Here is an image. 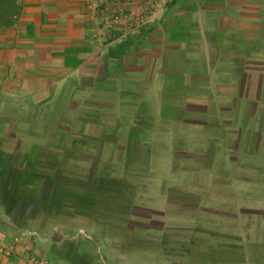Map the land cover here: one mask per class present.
Instances as JSON below:
<instances>
[{"label":"crops","instance_id":"obj_1","mask_svg":"<svg viewBox=\"0 0 264 264\" xmlns=\"http://www.w3.org/2000/svg\"><path fill=\"white\" fill-rule=\"evenodd\" d=\"M100 2L20 0L21 12L0 28V106L16 107L15 114L6 115L13 124L6 136L19 144L14 149L0 145V172L10 171L9 160L18 154L13 176L0 175V264H31L33 253L49 264H181L192 238L213 227L229 237L234 218L237 231L250 232L247 219L257 214L264 234L259 161L231 162L229 172L218 175L221 165L190 164L206 152L202 147L209 148L211 161L219 145L237 134L230 131L233 115L229 123L228 99L235 95L229 92V69L216 68L215 62L212 67L213 57L229 58V42L264 36V0H215L200 9L186 5L182 13L191 11L193 17L188 13L166 26L169 15L160 36L154 33L156 20L134 31L121 21L104 26L108 17ZM160 37L162 50L156 51L153 43ZM180 40L192 43L205 66L214 68V95L222 99L223 116L215 115L212 123H222L223 130L196 113L182 117L181 138L187 132L202 149L179 140L166 153L146 134L176 132L175 120L145 113L146 104L134 96L145 98L155 79L177 73L178 87L185 89L186 80L197 90L189 96L201 98L207 89L197 86L200 76L176 67L182 59L196 67L202 57L197 52L181 57ZM259 74L245 71L243 86L260 83ZM58 101H65V124L59 127L52 110ZM0 122L6 126L4 119ZM235 142L225 153H264V146ZM229 202H253L260 209L244 204L232 209Z\"/></svg>","mask_w":264,"mask_h":264},{"label":"rangeland","instance_id":"obj_2","mask_svg":"<svg viewBox=\"0 0 264 264\" xmlns=\"http://www.w3.org/2000/svg\"><path fill=\"white\" fill-rule=\"evenodd\" d=\"M205 2L214 3L215 0H102L100 4L106 6V10L104 12L108 17L107 20L102 21V24H106V26L109 25L108 27L112 26L113 28L114 22L121 21L123 22V25H127L128 30L131 29L134 31L136 29L140 30L144 28V25H146L148 21V24H151L156 20L159 21V23L154 33L155 35L160 36L163 33V20L168 18L169 15V20L171 19V21L170 23H167L166 26L168 24L176 25V18L186 17V14L188 13L191 18L193 17V15L191 16V11L186 12V14L182 13L185 11L184 8L186 5L200 9L202 4H205ZM208 14L209 13L207 12L206 15ZM203 40L204 39L202 37L201 42H203ZM180 41L181 42L178 45H180V48L183 50L181 57L184 58L189 56L188 54L192 55V53L197 52L199 60L201 59L202 56L200 57L199 55L200 50L194 48L192 43L186 42L185 44L182 40ZM153 44L154 50H162L163 40L161 37ZM172 45L173 49H176L177 40H175V43H172L171 46ZM200 45L201 44H199L197 48ZM154 55H161V53H155ZM223 55L224 57H227L226 53ZM176 56L177 54H175L172 61L175 64H177L178 60ZM159 57L160 58L158 60L156 58L154 59L155 67L160 66L161 64L162 58L161 56ZM182 61H184V59H182ZM182 61H180L181 66L178 65L176 68L179 67V71L184 68L187 73L195 74L197 77L200 76L202 81L197 86L200 88L203 87L208 91L203 90L201 98L194 101L189 95L190 93H196L197 90L193 89V87L190 88V84L186 80L184 82L185 89H180L178 85L182 82L181 80L179 81L177 73L169 75V77L167 74L164 75L162 73V76H164L161 77V79L156 76V78L158 77V80L155 79V81H153L154 85L150 89L148 96L145 98H143V96H134L135 101H141V104H146L145 113H148L149 115L153 114V116L156 117L157 115H162L166 119L173 118L175 120L174 124L177 127L176 132L168 133V135L154 133V136L151 133L146 134L149 138L153 139V146L156 145V149L163 148V151L167 153L170 152V148L179 140L187 142L190 145H197L200 149L203 148V151L206 152H204L199 158H195L194 160L192 159L190 164H196L197 166L207 164L212 166V164H214L217 167L221 165V171L218 173L216 172V175L229 172V163L231 162L233 165H237V163H242L243 161H259V163L264 166V153H260L258 155H243L239 153L236 155L233 152L225 153L228 151L229 146L232 147L234 143L236 144L235 141L239 142L241 145H249L252 143L253 145L256 144L262 147L264 146V36L258 37L257 39H238L237 41L229 42V58L225 59L222 57L215 59V57H213L212 67H215L216 63V68L229 69V76H227L229 77V84L231 85V87H229V92L230 90H233L235 94L228 99V108H230L229 123H231L230 116L233 115L234 128L230 127V131L232 129H237V134L235 137L229 135V143L222 142L219 145V153H215L211 161L209 160V155L212 154L205 150L209 148H201L200 144L196 142L195 139L190 138L187 132L185 133V136L181 138V135L185 132V130L181 129L179 126V123H182L179 122V120H181L182 117L193 116L196 113L197 115H201L203 117L205 124H213L215 129H219L218 132L223 130L222 123H212L215 115H217L218 120L222 119L223 116L221 108H219V101H222V99H217L214 95V92L216 91L213 87L215 84L214 79L216 78V75L212 74L214 68H210L208 65L205 66L203 57L202 62L200 61L196 67L191 64H187L188 62L182 63ZM244 69L248 72L258 71L260 73V83H254L251 87L249 86V88L247 85L243 86L244 83L242 82V78L245 76H242V74H245ZM163 70L166 71L165 69ZM144 76H146V74ZM209 80H212V85ZM178 90L182 92V97H179ZM210 101H214L215 104H212ZM13 109H16V107L0 106V119H4V123H6V126H3V123L0 122V130L4 132L5 135V137L0 139V142L4 139L0 145L6 149H14L19 145L16 138L12 139L6 136L12 132L9 131V129H11L13 125L10 122V119L12 118L9 119L6 115L15 114L16 111L13 113L11 112ZM52 110H56V113L59 115V121L57 122L58 127L64 125L65 121L62 120V117H64L65 114V101H58L57 104L53 106ZM6 111H9L10 113H5ZM124 114L128 115L129 113ZM8 120L9 122H7ZM168 129L171 130V127ZM222 134L226 133L222 132ZM229 134H232V132H229ZM42 140L44 139L42 138ZM63 140L64 139L62 137L57 139L59 146ZM223 141H226V138H224ZM193 142H195V144H193ZM230 156L231 159H229ZM47 157H49V155H47ZM233 157H237V159L235 160ZM11 161L9 160L10 171L3 170L0 172V175H8L10 173V177L13 176V166L16 161H18V154H13V159L11 158ZM164 164H166V162ZM40 168L41 172L49 170L47 168L45 170L42 167ZM58 168L64 169V166L59 163ZM61 174H66V171H61ZM209 181L212 182L210 177H208L207 182ZM168 182H170V180H168ZM213 187L215 189V186ZM241 197H246V195ZM254 197L257 199V194L254 195ZM206 200H208V198H206L205 201ZM214 201L215 200H213V202ZM241 204H244L246 208L255 207L256 209H260L259 204L253 202H250L248 205L247 203L242 202H229V208L231 207L232 209H236ZM256 216L257 217L247 219L251 222L250 232L246 231V233H243L237 231V229H240L238 227L240 224L238 219L234 218L232 219V225L229 224V229H232L229 230V237L221 234L220 232H222V229L219 227H213V231H210L209 234L207 232L201 238L193 239L192 236H190L192 241L189 240L191 246L187 254V261H184L181 264H264V234L263 231L261 232L259 230L262 218L259 214ZM220 226L225 228L223 221L220 222ZM238 233H240L239 236L237 235ZM224 248H229V250L224 251Z\"/></svg>","mask_w":264,"mask_h":264},{"label":"trees","instance_id":"obj_3","mask_svg":"<svg viewBox=\"0 0 264 264\" xmlns=\"http://www.w3.org/2000/svg\"><path fill=\"white\" fill-rule=\"evenodd\" d=\"M21 10L20 0H0V28L10 26Z\"/></svg>","mask_w":264,"mask_h":264},{"label":"built area","instance_id":"obj_4","mask_svg":"<svg viewBox=\"0 0 264 264\" xmlns=\"http://www.w3.org/2000/svg\"><path fill=\"white\" fill-rule=\"evenodd\" d=\"M29 261L31 264H49L47 259H44L43 257L41 258L34 253L29 255Z\"/></svg>","mask_w":264,"mask_h":264}]
</instances>
